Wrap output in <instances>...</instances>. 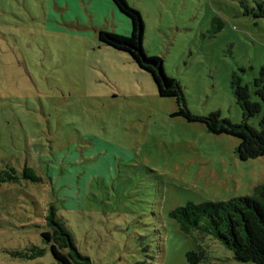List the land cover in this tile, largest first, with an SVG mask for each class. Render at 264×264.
<instances>
[{
	"label": "rangeland",
	"instance_id": "1",
	"mask_svg": "<svg viewBox=\"0 0 264 264\" xmlns=\"http://www.w3.org/2000/svg\"><path fill=\"white\" fill-rule=\"evenodd\" d=\"M68 1L0 0V171L20 176L0 184V264H56L41 237L49 204L93 264H186L195 245L203 264H252L207 234L182 232L169 212L252 194L264 183V155L241 160L238 138L172 116L175 101L159 96L152 76L98 42L99 28L130 34L111 0H96L92 20L82 2L85 19ZM258 1L127 0L142 17L145 53L162 59L189 110L234 123L233 76L258 100ZM261 107L248 120L255 128ZM25 166L43 180L21 177ZM32 246L43 254L23 256Z\"/></svg>",
	"mask_w": 264,
	"mask_h": 264
},
{
	"label": "trees",
	"instance_id": "2",
	"mask_svg": "<svg viewBox=\"0 0 264 264\" xmlns=\"http://www.w3.org/2000/svg\"><path fill=\"white\" fill-rule=\"evenodd\" d=\"M115 7L130 20V34H116L101 29L97 32L98 42L117 50L128 52L140 68L148 72L156 85L159 96L172 98L176 111L172 116H180L188 122H200L213 134H227L239 139L235 153L241 160L264 155V115L258 121V128L248 123L249 118L261 113L264 104V65L259 76L254 78L252 87L258 100L252 98L248 85H241L233 76L232 93L240 108L241 120L232 122L220 116L218 111L206 116L193 114L188 106L183 88L173 77L167 75L158 56L147 55L142 47L144 24L139 11L127 0H111ZM253 16L264 19V3L258 1L252 8ZM21 177L32 182L42 181V177L25 166ZM20 176L14 168L0 171V184L19 182ZM182 232L207 234L219 241L232 252L233 258L240 263L264 264V183L254 187L252 194L233 197L225 201H207L202 203L187 202L169 212ZM43 242L49 245L56 264H93L91 259L82 254L74 243L65 224L57 218L53 204L46 207L43 215ZM30 254L23 256L34 259L43 254L44 249L32 246ZM18 254V252H17ZM204 250L198 245L185 253L186 264H203Z\"/></svg>",
	"mask_w": 264,
	"mask_h": 264
},
{
	"label": "crops",
	"instance_id": "3",
	"mask_svg": "<svg viewBox=\"0 0 264 264\" xmlns=\"http://www.w3.org/2000/svg\"><path fill=\"white\" fill-rule=\"evenodd\" d=\"M103 1V0H102ZM101 1V2H102ZM107 1V0H106ZM80 2H82V4L84 5V7H85V10H86V13H87V15H88V17L89 18H91V20L93 19V17L97 14V15H100L101 13L100 12H98L97 10H93V12H91L92 11V9H94L95 8V6H97V5H102L101 3H100V1H96V0H75V1H73V2H67V8H71V9H75L76 10V17L77 18H79V17H83V19H85L84 17L86 16V15H84L83 13H82V10H81V5H80ZM111 3H112V1H110ZM57 3H60L59 2V0H57V2H56V4ZM114 5V4H113ZM115 6V5H114ZM111 8L114 10V12L112 13L113 14V16L116 18L117 17V11H115V8L113 7V6H111ZM61 9H63V8H61ZM117 9V8H116ZM79 11V12H78ZM77 13H79V14H77ZM109 14H110V11H109ZM119 17V16H118ZM119 20L121 21V22H123V23H126L125 22V20L123 19V18H121V17H119ZM78 21V20H77ZM114 26V25H113ZM115 27V26H114ZM100 30H101V28H99ZM105 30H108V29H105ZM99 31V30H98ZM110 31V30H109ZM128 31H130V29H129V27L127 28V30H126V33L128 32Z\"/></svg>",
	"mask_w": 264,
	"mask_h": 264
}]
</instances>
